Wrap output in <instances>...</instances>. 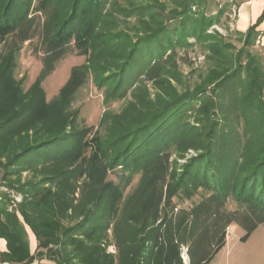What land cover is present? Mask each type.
<instances>
[{
    "label": "trees",
    "instance_id": "1",
    "mask_svg": "<svg viewBox=\"0 0 264 264\" xmlns=\"http://www.w3.org/2000/svg\"><path fill=\"white\" fill-rule=\"evenodd\" d=\"M232 5L0 0V165L7 187L23 197L10 210V195L0 191L2 262L211 264L233 225L247 242L264 224V65L251 51L264 13L237 31L245 40L234 52L209 32ZM133 17L141 25L129 32L116 22ZM27 43L42 69L24 93L16 70ZM196 44L211 66L195 89L180 92L172 84L183 82L178 49ZM74 52L86 63L48 101L43 81ZM90 80L107 104L142 83L158 93L153 99L145 90L143 110L105 114L104 134L80 127L71 111ZM189 150L196 155L180 165Z\"/></svg>",
    "mask_w": 264,
    "mask_h": 264
},
{
    "label": "rangeland",
    "instance_id": "2",
    "mask_svg": "<svg viewBox=\"0 0 264 264\" xmlns=\"http://www.w3.org/2000/svg\"><path fill=\"white\" fill-rule=\"evenodd\" d=\"M120 4L127 5V0H118ZM165 2L166 0H159ZM222 3V1H221ZM237 9L234 5L228 10V14L223 17V20L219 25L214 26L210 29V33L218 32L220 36H223L227 43L233 45L232 51H237L243 47L245 37L238 34L236 20H237ZM119 22L120 29L124 31H130L137 27H140L139 20L136 17L129 18L127 20L120 18L116 20ZM247 32V31H246ZM242 32V33H246ZM35 46H31L27 43L23 50L20 52L18 57V68L16 70V77L18 80L23 81L24 93L32 87L33 83L39 77L42 69L41 55L37 54L34 50ZM3 46L0 45V52L3 50ZM252 53L260 57L264 65V46L262 45V37L259 35L255 41L254 46L251 47ZM180 71L183 74L182 83L172 80V84L176 86L180 92L186 89L193 90L197 84L202 81V77L206 76L211 63L206 59V52L203 47L199 44L184 49H178ZM87 58L79 55L77 52L70 54L65 59L59 62L56 70L43 81V87L47 94V100L51 101L58 94L60 89L65 85L70 77L72 68L86 63ZM145 90L148 92L151 98H156L158 90L151 83L138 84L125 98L120 101H114L111 104L105 102V97L102 90H99L93 80L87 83L75 96L71 104V111H78V120L80 127H94L95 130L106 133L103 126L101 127V120L105 114L111 113L112 116H117L128 112L130 108L138 107V110L144 109L143 96ZM137 112V111H136ZM196 155L194 150H189L185 155L186 158L179 159L180 165L186 163L187 159ZM0 161L4 159L0 158ZM3 167L0 165V191H3L10 195L11 204L10 210L17 208L18 204L22 202V196L16 193L15 190L9 189L3 178L4 172ZM23 181H27L30 177V173H24L22 176ZM139 178H136L133 187L129 189L130 192L136 187ZM185 202V205H188ZM20 220L23 222V217L20 211L17 210ZM25 228L28 234L29 242L30 236L33 235L30 228L25 224ZM245 235L244 229L237 225H233L229 230V236L226 246L217 254L211 264H264V224L261 225L250 237L247 242L241 240ZM34 236V235H33ZM109 252H114V248H110ZM184 259L187 256L183 254Z\"/></svg>",
    "mask_w": 264,
    "mask_h": 264
},
{
    "label": "crops",
    "instance_id": "3",
    "mask_svg": "<svg viewBox=\"0 0 264 264\" xmlns=\"http://www.w3.org/2000/svg\"><path fill=\"white\" fill-rule=\"evenodd\" d=\"M226 2H232L237 11V30L240 32H246L249 27L254 25L257 20L264 13V0H218ZM261 37L262 45L264 46V22L257 28ZM37 238L35 236H30V250L35 253L37 250ZM8 251L7 241L0 237V253H5ZM0 264H11L7 262H2Z\"/></svg>",
    "mask_w": 264,
    "mask_h": 264
},
{
    "label": "built area",
    "instance_id": "4",
    "mask_svg": "<svg viewBox=\"0 0 264 264\" xmlns=\"http://www.w3.org/2000/svg\"><path fill=\"white\" fill-rule=\"evenodd\" d=\"M185 254V253H184ZM186 255V254H185ZM184 257V256H183ZM185 258V257H184ZM188 260V259H185V261Z\"/></svg>",
    "mask_w": 264,
    "mask_h": 264
}]
</instances>
